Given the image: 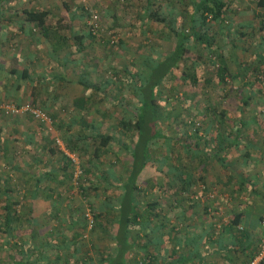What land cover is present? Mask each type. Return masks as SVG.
Instances as JSON below:
<instances>
[{
  "label": "crops",
  "instance_id": "1",
  "mask_svg": "<svg viewBox=\"0 0 264 264\" xmlns=\"http://www.w3.org/2000/svg\"><path fill=\"white\" fill-rule=\"evenodd\" d=\"M81 3L0 0V102L38 106L50 122L71 129L80 125L78 135L92 133L91 121L96 126L98 119L112 117L114 111H107L105 104L117 97L108 88L115 83L109 75L118 66L99 63L100 54L91 51L89 45H94L96 36L84 27ZM234 8L237 14L229 20L234 26L232 46L230 38L220 37V50L234 77L227 83L218 81L207 67L205 78L196 83L186 81L185 97L181 89L174 99L166 173L162 174V163L155 165L157 170L142 168L139 182L148 178L147 188L133 194L137 216L128 223L129 248L122 255L128 264L134 259L138 264H242L256 252L259 218L264 210V4L245 0ZM29 10H46L44 30L26 16ZM163 37L172 42L165 54L176 38L171 32ZM115 84L120 88L118 81ZM189 87L191 93L186 95ZM125 91L130 95L129 103L132 93ZM126 106L125 111L122 107L121 112H115L116 116L129 117ZM181 128L186 131L185 141L180 136ZM51 130L28 112H0V168L6 169L0 172V196H24L33 206L35 199L52 200L63 191V167L70 160L62 147L75 152ZM72 135L73 140L79 139ZM55 137L61 145L54 142ZM103 154L94 156L92 162L103 160ZM106 154L111 176L106 185L103 183L105 195L97 203L107 212L104 220L96 222L98 226L88 230L86 236L82 234L85 237L71 236V232L80 231L74 217L77 214L71 210L66 211L69 216L65 218L63 213L58 214L64 224L43 227L41 240L58 237L61 245L60 234H68L64 237L65 248L55 251L60 258H96L102 248L109 258L116 251L113 236L117 222L110 215L117 209L110 201L119 192H114L112 183L125 179L127 170L119 176L115 168L120 160V164L126 160L128 166V155L113 147ZM36 176L42 182L37 191ZM8 185L12 191L3 190ZM32 206L34 217L40 209ZM56 210L43 204L40 213L51 217L58 213ZM72 243L80 248L82 243L85 253L72 252Z\"/></svg>",
  "mask_w": 264,
  "mask_h": 264
},
{
  "label": "trees",
  "instance_id": "2",
  "mask_svg": "<svg viewBox=\"0 0 264 264\" xmlns=\"http://www.w3.org/2000/svg\"><path fill=\"white\" fill-rule=\"evenodd\" d=\"M143 1L141 18L144 21L155 20L161 23V27L175 36L174 45L162 57L150 51L145 55H139L140 58L135 59V61L118 65L119 67L115 66L111 73L113 76H118L116 81L120 84L119 89L132 93L131 101L127 104L129 105L130 116H116L113 131L107 132H101L91 121L89 128L92 129H90L92 133L76 136L81 141L87 138L95 141L90 152L93 157L106 153L111 147L123 149L128 155V166H125V159L124 164H120L121 160L119 159V164L127 170L125 179L121 182L122 178H119L118 182L112 183L115 189L114 192H119L115 199L110 201V205L112 207L115 205L117 209L115 214L110 215L117 222V228L113 236L114 243L117 245L115 253L107 258L106 255H103L105 250L102 248L97 252L98 256L96 258H60L55 251L58 248H65L64 237H67L68 234H60L62 236L60 238L61 245L58 244V237H54L53 241L48 238L41 240L43 227H38L35 230L32 227L36 221L33 215L30 213L28 216H23L22 212L15 208L18 199L12 196L11 193H7L0 196V233L3 234L0 247L7 250L5 258H10V260L4 261L2 264H128V259L122 255L129 248V243L126 242L128 223L135 220L137 216L133 194L144 190V187L147 188L148 180L146 178L144 181L139 182V174L142 168L151 169L152 171L158 163H162L164 166L162 170V174H164L170 160V143L172 139L170 129L167 127L168 124L162 129L158 128L157 122L161 119L169 121L170 124L171 106L175 98L170 97V100H168L167 95L163 97L161 94L166 89L174 90L176 84L185 83L188 80L191 83L202 80L205 78L203 71L207 67L213 70V75L218 81L227 83L228 80L233 79V74L226 66V57L220 50V37L223 35L226 38L231 37L234 26L229 23V19L232 18L229 15L231 14L230 10L240 1L245 0H177L182 6L173 9L170 0ZM246 1H254L259 6L264 4V0ZM45 14L46 10H29L26 12V16L31 20H35L43 30ZM184 23L187 28L186 31L182 26ZM232 40L233 38L228 40L230 47L233 44ZM230 89V86L227 87V91ZM181 96L185 97V91L182 92ZM117 104L121 108L124 107L125 111L127 106L122 100H117ZM82 121L88 123L85 120ZM183 121H185V118H183ZM179 132L182 134L179 133L182 141H185V129L181 128ZM70 141L71 144L64 141V145L73 150L75 147H73L72 139ZM115 156L117 157L116 152ZM87 160V166L83 168V173L81 172L77 177L83 176L78 181L79 190L83 193L86 192L87 186L94 189L97 187L96 184H92L95 180L106 185V179L111 176L109 173L111 168H105L100 172L103 176L100 180V173L94 175L90 170V166L94 164L98 169L101 160H97V164L89 159ZM71 172L73 171L67 172V175L70 176ZM121 172L116 174L121 176ZM47 173L45 174L47 175ZM37 177H35L36 184L34 185L36 191L42 187V182ZM3 190L12 191L13 189L8 185V187L4 186ZM52 203L49 205L51 206ZM89 213L91 219H94L89 228V231H91L98 226L96 222L100 223L101 218L104 220L107 212L103 209V206L97 204L95 207L91 205ZM74 217L77 218V227H80V231L78 230V233L75 234L71 232L70 234L72 237L78 235L83 237L82 234L87 229L86 216ZM21 219L30 224L31 228L29 229L31 232L29 231L26 236L21 235L20 241H17L14 240V237L22 234L19 227ZM38 236L41 238L37 242L34 241L33 239ZM47 237H49V234H47ZM80 245H82L81 248L79 244L72 243V252L80 250L83 255L85 253V251H82L83 244L80 243ZM52 253H55L51 255L54 257L47 258L51 257L50 254ZM134 261L130 264H138L137 260L134 259Z\"/></svg>",
  "mask_w": 264,
  "mask_h": 264
},
{
  "label": "rangeland",
  "instance_id": "3",
  "mask_svg": "<svg viewBox=\"0 0 264 264\" xmlns=\"http://www.w3.org/2000/svg\"><path fill=\"white\" fill-rule=\"evenodd\" d=\"M170 1L172 2L173 5L172 9L181 8L182 5H180L179 1L177 0H170ZM143 3H144L143 0H82L81 3L83 10L82 12L85 15L83 16L84 17L83 19L85 20L84 27L91 32L93 37L96 36V39H94V45L92 43V45L89 46L92 52H94L95 54L96 52L100 54L99 59L100 58L102 59L99 60V63H104V62L111 63L110 66H112V64H117V65L128 64L130 63V61H135V59L140 58L139 55L140 56L145 55V53H149L150 51L153 52L152 48L160 56L164 54L163 52L167 51L170 48V45L172 43L171 39L169 38L164 39L163 37L166 33H169V31L161 27L160 25L161 23L156 22L155 20H146V21L142 20L143 22H141L140 25H138V22H140L142 17L141 12L143 13ZM237 11H238L237 8L234 7L231 8L230 10L231 14L229 15L232 18H230L229 20H233V18L236 16L235 14H237ZM93 13L96 14L94 21L96 25L94 27V31L92 32L89 28V24H90L89 22L92 19L90 15ZM182 26L186 31L187 28L185 23ZM88 52H90L89 49H87V53ZM109 76L111 77L110 80L117 83L116 77L118 76L116 75L113 76L111 73ZM115 83L110 84L108 90L117 97L115 99L113 98L114 100L112 101L109 100V102L105 104V106L107 107V111L109 110H112V112L114 111L113 113H111L112 117L110 116L107 118H101L98 119L96 122V126L101 132H107L110 130L113 131L114 123L116 122L115 116L118 114L115 112H121V107L119 104H117V99L122 100L127 105L128 99L130 98V95L125 94L124 93L125 90L122 91V89H119ZM178 86H179L178 88H175L174 90L171 91L168 89L164 90V93H162L161 95L163 97L167 95L168 100H170V97L178 98L180 96L181 89L185 91V88L187 87V83L185 81V83H180L178 84ZM191 89L192 88L187 90L186 95L191 93L190 91ZM119 96L121 97V99H119ZM99 106L101 107L102 104L99 103ZM174 107H175V103L172 104L171 109ZM38 122L44 123L45 121L38 120ZM45 123L49 126V128H52L51 131L53 132L55 131V134L57 132L56 135L60 139L62 137L64 139L63 141H66L69 144H71L70 139H72L71 137L73 136L72 134L78 135L81 133L82 130L80 125H78V127H76L75 129H71V128H66L63 125H59L56 121L53 123V120H51V122L49 121ZM167 124H168L167 127L169 129L170 128L169 121L160 119L157 122V127L162 129ZM67 133H70V135L67 136L66 135ZM72 141H73L72 144L75 147L73 151L77 156L78 166L81 168V172L83 173V168L87 166V162H88L87 159L91 161L94 160V157L91 156L90 152L95 141H91L88 138L82 141L79 139H76V141L72 139ZM108 156H110L109 153ZM103 157L104 159L101 160L100 164H98L97 167L98 169H96L94 164L90 166V170L94 173V175H97L98 173L105 170V168L109 167L106 165L107 154L104 153L102 155V158ZM73 168H74V164L71 163V161L65 162V168H64L65 175L63 179L65 181H64V187L62 188L63 191H61L60 194L58 193L56 197H54L52 200L48 198L35 199L33 201V206H32L30 205L32 203L31 199L28 200L24 196L21 197L16 196L18 202L15 204V208L16 210L21 211L23 216L24 215L28 216V214H30L31 209H29V206H32V208L35 205L36 207H39L40 209L39 213H36V215H34L36 221L33 225L31 224L35 230L38 227H46L47 224L50 223H53L55 225L62 224L63 221L58 220L57 217H60L58 214L63 213V217L65 218L67 216L66 211H70V210L74 211L77 214V217H81L82 215H84L86 211L90 210L91 205L95 207L97 206V203H100L99 201L103 199L102 195L104 196L106 191L103 183L97 182V180L93 181L92 184H96L97 187L94 189L91 188V186H87L86 192L83 193V191H80L78 187V183H79L78 181L80 178H83V176L76 178L74 180L72 178V172L70 176L67 175V172H70V170L73 171ZM115 170L121 172L123 168L119 164V167H117V169L115 168ZM1 171L4 172L6 171V169L0 168V172ZM85 176L86 175L84 174V177ZM162 189L165 190V188ZM70 190H72V192ZM50 203H52L51 206L57 209L56 212L58 213H56L51 217H49L48 215L43 216L40 213L43 204L48 205ZM93 220L94 219H92V223ZM19 227L22 230V234H19L20 236L14 237V240L17 241H20L19 238L21 237V235L26 236V234H29L30 231L29 228H31L30 224L22 219L20 221ZM86 228L87 229L84 232L85 236L88 234V230L90 227L89 228L86 227ZM84 235L83 237H85ZM2 236L3 234L0 233V245L2 243L1 240H3ZM38 239L39 236L36 237V239L34 240H38ZM6 251L7 250H3L0 247V264H2L4 261L10 260V258H5Z\"/></svg>",
  "mask_w": 264,
  "mask_h": 264
},
{
  "label": "built area",
  "instance_id": "4",
  "mask_svg": "<svg viewBox=\"0 0 264 264\" xmlns=\"http://www.w3.org/2000/svg\"><path fill=\"white\" fill-rule=\"evenodd\" d=\"M90 16L92 19L89 22L90 23L89 28L93 32L94 27L96 25V23L94 22L96 14L93 13ZM7 110L25 111V112H28L33 118L37 120L45 121V122L50 121L48 115L46 114L44 110H42L38 106L31 105L30 103H22L20 105H14V104L0 102V112L7 111ZM54 142L57 145H61L62 143L58 137L54 138ZM62 151L64 152V154H66L69 157V160L71 161V163L74 164L72 178L75 180L78 177V175L81 173V168L78 166V163H77L78 162L77 156L74 153L68 152L65 147H62ZM84 215L86 216L87 227L89 228L92 225L91 215L89 211H86ZM259 223H260V234H259V238L257 242L256 252L251 258H249L247 261H245L242 264H259L261 261H264V210L260 214Z\"/></svg>",
  "mask_w": 264,
  "mask_h": 264
}]
</instances>
